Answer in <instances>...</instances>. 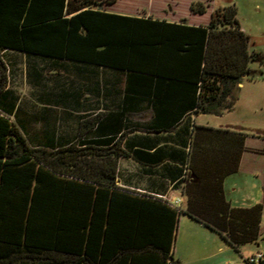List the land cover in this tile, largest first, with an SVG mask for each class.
<instances>
[{"label": "trees", "instance_id": "obj_1", "mask_svg": "<svg viewBox=\"0 0 264 264\" xmlns=\"http://www.w3.org/2000/svg\"><path fill=\"white\" fill-rule=\"evenodd\" d=\"M115 1L0 0V91L6 84L1 52L13 49L144 81L188 83L193 107L203 113L233 107L255 56L233 6L214 9L205 24H189L104 7ZM190 10L201 15L206 5ZM123 154L112 138L32 147L0 111V264H172L178 212L116 186ZM184 212L235 250L259 237L261 204L225 205L209 217Z\"/></svg>", "mask_w": 264, "mask_h": 264}, {"label": "crops", "instance_id": "obj_2", "mask_svg": "<svg viewBox=\"0 0 264 264\" xmlns=\"http://www.w3.org/2000/svg\"><path fill=\"white\" fill-rule=\"evenodd\" d=\"M1 58L6 84L0 91V111L27 143L55 149L78 139L119 140L124 154L116 160V186L159 199L178 212L172 255L180 222L193 231L184 247L189 251L206 248L195 234L207 230L218 234L186 214L188 209L209 217V212L225 205L249 209L261 204L260 238L264 136L245 131L230 117L237 99L230 110L208 114L194 109L193 87L188 83L144 81L119 69L13 49H4ZM82 121L88 122L81 133ZM243 171L258 185L259 195L236 200L240 184L231 179Z\"/></svg>", "mask_w": 264, "mask_h": 264}, {"label": "rangeland", "instance_id": "obj_3", "mask_svg": "<svg viewBox=\"0 0 264 264\" xmlns=\"http://www.w3.org/2000/svg\"><path fill=\"white\" fill-rule=\"evenodd\" d=\"M197 2L206 5L204 14H194L190 10V5ZM229 5L235 8L237 21L249 36L250 48L255 53L249 63V71L242 78L237 90L235 108L229 115L237 120L245 131L261 137L264 136V0H116L115 3L104 7L123 14H145L207 22L214 9ZM231 180L240 184L234 195L236 200L259 195L258 185L254 184V180L246 171ZM191 234L193 231L180 222L174 239L172 264H250L246 263L245 259L257 252L263 255L264 264V211L258 244H246L235 250L219 234L207 230L203 235L194 236L201 238L206 243V248L200 252L189 251L184 247L193 239Z\"/></svg>", "mask_w": 264, "mask_h": 264}, {"label": "built area", "instance_id": "obj_4", "mask_svg": "<svg viewBox=\"0 0 264 264\" xmlns=\"http://www.w3.org/2000/svg\"><path fill=\"white\" fill-rule=\"evenodd\" d=\"M178 205V200L174 202V207ZM263 260V255L259 252L246 258L245 262L250 264H259Z\"/></svg>", "mask_w": 264, "mask_h": 264}]
</instances>
